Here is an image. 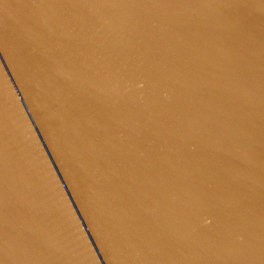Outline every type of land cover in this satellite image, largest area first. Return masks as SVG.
Masks as SVG:
<instances>
[{
	"label": "water",
	"instance_id": "water-1",
	"mask_svg": "<svg viewBox=\"0 0 264 264\" xmlns=\"http://www.w3.org/2000/svg\"><path fill=\"white\" fill-rule=\"evenodd\" d=\"M0 264H264V0H0Z\"/></svg>",
	"mask_w": 264,
	"mask_h": 264
}]
</instances>
